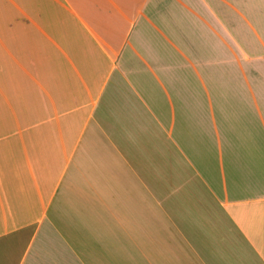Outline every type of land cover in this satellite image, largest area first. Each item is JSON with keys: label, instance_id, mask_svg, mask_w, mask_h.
<instances>
[{"label": "crops", "instance_id": "0c3cea01", "mask_svg": "<svg viewBox=\"0 0 264 264\" xmlns=\"http://www.w3.org/2000/svg\"><path fill=\"white\" fill-rule=\"evenodd\" d=\"M0 264H264V0H0Z\"/></svg>", "mask_w": 264, "mask_h": 264}]
</instances>
